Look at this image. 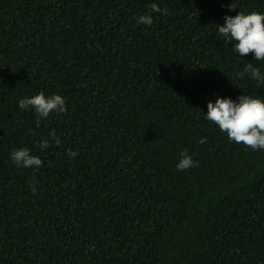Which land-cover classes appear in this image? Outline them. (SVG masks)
Wrapping results in <instances>:
<instances>
[{"label":"trees","instance_id":"1","mask_svg":"<svg viewBox=\"0 0 264 264\" xmlns=\"http://www.w3.org/2000/svg\"><path fill=\"white\" fill-rule=\"evenodd\" d=\"M238 10L264 0H0V264H264V149L204 115L264 97L216 30ZM37 91L66 111L17 107Z\"/></svg>","mask_w":264,"mask_h":264},{"label":"clouds","instance_id":"2","mask_svg":"<svg viewBox=\"0 0 264 264\" xmlns=\"http://www.w3.org/2000/svg\"><path fill=\"white\" fill-rule=\"evenodd\" d=\"M150 7L153 11H162L156 3H152ZM232 8L237 7L229 5V9ZM152 22L151 14H141L136 19L138 25L141 23L151 25ZM216 25L219 35L231 43L237 56L243 58L251 52L255 60L264 61V12L238 10L234 15L225 13L223 23ZM244 73H248L258 82H264V71H261L256 64L247 61L239 74ZM17 107L24 111L33 109L39 117L46 119L50 113L66 111V102L59 93L46 95L44 91H37L19 98ZM206 109L205 118L218 126L221 132L226 133L230 141L243 143L252 149H264V97L240 93L232 98L214 94L213 99L206 100ZM49 135L57 144L60 143L54 131ZM47 146L48 140L43 139L40 147L43 149ZM68 155L74 157L77 153L68 150ZM10 159L19 167L33 170L39 169L43 163L41 158L32 154L27 147L12 149ZM196 163L189 151L182 149L175 167L178 170H185L194 167ZM32 190L35 192L36 188L33 186Z\"/></svg>","mask_w":264,"mask_h":264}]
</instances>
